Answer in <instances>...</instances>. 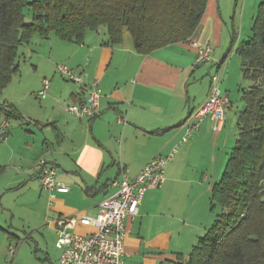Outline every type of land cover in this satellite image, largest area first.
I'll list each match as a JSON object with an SVG mask.
<instances>
[{
  "label": "crops",
  "instance_id": "obj_1",
  "mask_svg": "<svg viewBox=\"0 0 264 264\" xmlns=\"http://www.w3.org/2000/svg\"><path fill=\"white\" fill-rule=\"evenodd\" d=\"M258 4L259 0H242L241 5L238 1L234 4V0L207 1L191 39L210 45L212 59L199 64L195 63L196 48L190 41L142 54L127 29L118 45L105 44L106 27L87 32L81 43L52 33L48 37L35 35L31 43L24 44L22 52L24 58H30L36 73L35 86H22L19 62V71L1 96L15 112L9 121L27 119L26 131L31 140L19 132L22 126H13L7 137L0 139V164L5 167L0 174V205L9 191L35 176V162L50 144L47 161L57 166V180L69 187L67 192L51 197L46 209V227L58 237L57 218L96 216L100 202L117 190L112 182L120 179L124 168L133 176L153 156L168 154L178 145L177 153L166 163L165 183L149 188L139 213L126 222L124 264H185L215 220L212 191L236 144L239 113L246 105L241 87L248 85L240 62L234 64L230 54L237 53L238 44L244 40L237 28H253ZM233 32L236 43L232 47ZM225 56L226 60L231 56V60L221 73V89L229 96L230 104L220 128L215 130V119L207 116L190 140L180 143L191 110L209 94L213 66L220 72L226 60L217 63ZM59 64L82 74V81L69 83L63 76L62 80ZM46 77L51 80V88L43 105L33 94L39 96ZM96 79L102 90L100 114L81 118L69 113V104L86 101ZM34 104L44 111L38 117L30 109ZM75 231L89 234L94 227L78 224ZM60 254L58 247L41 249L38 244L33 249L23 245L11 262L60 264Z\"/></svg>",
  "mask_w": 264,
  "mask_h": 264
},
{
  "label": "trees",
  "instance_id": "obj_2",
  "mask_svg": "<svg viewBox=\"0 0 264 264\" xmlns=\"http://www.w3.org/2000/svg\"><path fill=\"white\" fill-rule=\"evenodd\" d=\"M207 1L0 0V116H14L1 96L19 71V47L31 43L35 35L52 33L81 43L87 32L106 27L105 44L118 45L127 29L136 50L149 54L189 42ZM27 5L33 10L28 23ZM235 43L233 32L232 47ZM236 51L243 78L250 81L241 87L246 105L239 113L236 144L212 191L215 220L185 264H264V0L258 5L251 37L242 40ZM225 60L226 56L217 64ZM4 169L0 164V174Z\"/></svg>",
  "mask_w": 264,
  "mask_h": 264
},
{
  "label": "built area",
  "instance_id": "obj_3",
  "mask_svg": "<svg viewBox=\"0 0 264 264\" xmlns=\"http://www.w3.org/2000/svg\"><path fill=\"white\" fill-rule=\"evenodd\" d=\"M190 44L196 48L195 63L199 64L212 59V47L200 44L190 39ZM58 71L69 80L81 82L83 77L66 64H59ZM221 76L216 73L211 78L210 91L207 98L198 107L191 110L185 123L186 132L180 143L190 140L193 132L198 129L209 116L216 121L215 130L220 128L224 120L225 108L230 104V98L221 89ZM96 79L89 91L86 101L69 104L67 110L77 117L94 118L101 112L102 90ZM51 88V80L44 78L39 91L41 98H46ZM10 121L3 118L0 121V139L8 135ZM176 145L168 154L158 153L153 156L135 175L131 176L127 168L121 172V177L112 182L117 190L100 202L96 216H60L55 220L57 229L56 245L61 250L60 264H124L125 239L127 235L126 222L134 218L140 210L143 198L151 187H161L165 181V169L168 160L177 153ZM33 174L41 181L42 186L51 191L67 192L69 187L56 179L57 168L54 164L40 157L36 161ZM78 224L94 227L89 234L75 231ZM8 253L14 257L16 246H10Z\"/></svg>",
  "mask_w": 264,
  "mask_h": 264
},
{
  "label": "rangeland",
  "instance_id": "obj_4",
  "mask_svg": "<svg viewBox=\"0 0 264 264\" xmlns=\"http://www.w3.org/2000/svg\"><path fill=\"white\" fill-rule=\"evenodd\" d=\"M236 1H238V4L241 5L242 0H234V4L236 3ZM261 1L262 0H259V3ZM32 18H33V10L30 5H27L25 7V22L27 23L31 22ZM237 32L238 34L240 33V37H242V39H248L249 36L252 34V26H250L247 29H243V30H240L239 28H237ZM229 45L230 44H228V46ZM228 46L226 50H228ZM24 47L25 45L20 46L19 56L17 58L18 61L21 63V70H20L21 74L23 71V78L20 82L22 83V86L23 85H28L29 87L35 86L36 73L32 69L30 58H24L22 55ZM230 55L232 57L234 56V64L235 62L238 61L240 62L239 67H241L242 66L241 57L235 51L231 52ZM231 56L228 57L226 62L223 64L224 67L222 66L220 69V72H218L220 76L223 70L226 69L225 67H227V63L231 60L230 59ZM212 69H213V72L211 75L216 74L217 73L216 65H214ZM58 76L61 79L63 76L66 82L73 83V84L77 83L72 80H69L64 74L60 72L58 73ZM15 78L18 80V77H15ZM205 79L208 80L209 76L208 75L205 76ZM248 82L250 81H245V83H248ZM236 90L238 89L236 88ZM233 91H235V89ZM33 98L37 100L38 103L40 102L43 103L45 101V99L41 98L40 96L36 97V94H33ZM30 109H32L31 111L36 115V117H38L37 115H41L44 112L35 104ZM26 120L22 121L21 119L11 118L9 131H10V128L11 129L13 128V126H16V127L22 126L20 127L19 132H21L22 134H26L28 136L27 138L31 140L30 133L26 131V128L29 126ZM51 151H52V147L49 144V148H48V145L45 147L44 152H43L44 154L41 157H45V158L48 157L47 154L50 153ZM50 163L54 164L53 162H50ZM58 174H59V171L56 174V179L58 178ZM57 192L58 191L56 190L53 191V193L55 194L54 195L55 197L57 196ZM50 200H52L51 191L45 189L42 186L40 179L36 176H31L28 179L27 184L21 186L18 189L14 188V190L9 191L5 195L4 199L2 200L3 206L0 205V212H3L4 216H6V220H5V217L0 214V226L3 228V229H0V264H12L11 256L8 253V249L10 246H16L17 252L23 245H25L26 247L32 246L33 249H35L38 244L41 249H45L46 247L57 248L56 247V239H57L56 234H53L52 231L46 227L48 226L47 225L48 218L46 214L47 212L46 209H47V206ZM12 223H14L15 227H12ZM34 226H37L35 230L33 228ZM10 234H14L16 236L11 237ZM1 247H2V250H1ZM38 254L40 256H45L44 253H39V251H38ZM16 258H17V255H16Z\"/></svg>",
  "mask_w": 264,
  "mask_h": 264
}]
</instances>
